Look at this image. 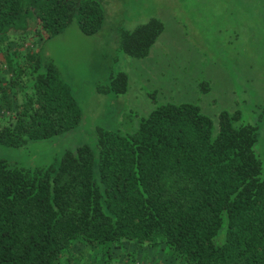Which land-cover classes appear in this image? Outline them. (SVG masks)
Wrapping results in <instances>:
<instances>
[{"label": "trees", "instance_id": "16d2710c", "mask_svg": "<svg viewBox=\"0 0 264 264\" xmlns=\"http://www.w3.org/2000/svg\"><path fill=\"white\" fill-rule=\"evenodd\" d=\"M75 16L95 35L105 11L97 0H0V145L55 139L82 124L54 63L24 46L3 48L16 32L44 42ZM164 31L152 18L122 31L120 48L145 59ZM128 90L124 72L97 88ZM239 119L222 112L216 129L200 106L167 103L132 134L99 129L98 177L89 145L35 170L0 159V264H142L136 252L145 247H164L176 264H264L258 130Z\"/></svg>", "mask_w": 264, "mask_h": 264}, {"label": "rangeland", "instance_id": "374dc122", "mask_svg": "<svg viewBox=\"0 0 264 264\" xmlns=\"http://www.w3.org/2000/svg\"><path fill=\"white\" fill-rule=\"evenodd\" d=\"M97 1L105 20L95 35L83 33L75 16L64 32L44 42L35 41V32L4 38V49L13 53L24 46L23 50L38 52L44 63L57 66L71 87L83 122L55 139L19 148L0 145V159L35 170L59 164L67 151L89 145L98 177L99 129L132 134L141 118L163 104H194L216 129L222 112L238 114V124L257 127L255 152L263 163L264 178V0ZM152 18L160 19L165 31L150 55L135 59L124 53L121 32L134 31ZM120 72L129 77L126 94L97 91ZM121 250L125 252V246Z\"/></svg>", "mask_w": 264, "mask_h": 264}, {"label": "crops", "instance_id": "0c3cea01", "mask_svg": "<svg viewBox=\"0 0 264 264\" xmlns=\"http://www.w3.org/2000/svg\"><path fill=\"white\" fill-rule=\"evenodd\" d=\"M136 253L137 258L140 262H142V264H155L156 262L159 264H176L172 254H167L164 247L157 249L145 247L141 250L138 249ZM125 262L126 261H121L119 264H125Z\"/></svg>", "mask_w": 264, "mask_h": 264}]
</instances>
